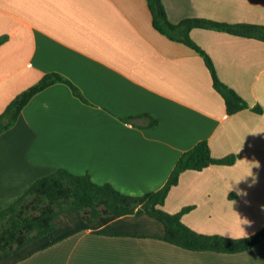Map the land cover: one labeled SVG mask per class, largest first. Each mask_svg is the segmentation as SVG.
Here are the masks:
<instances>
[{
	"label": "crops",
	"instance_id": "crops-1",
	"mask_svg": "<svg viewBox=\"0 0 264 264\" xmlns=\"http://www.w3.org/2000/svg\"><path fill=\"white\" fill-rule=\"evenodd\" d=\"M171 22L203 18L264 26V0H163ZM191 38L220 79L250 108L229 114L205 58L161 34L147 0H0V115L45 75L0 135V212L39 179L67 169L143 196L165 186L181 156L207 140L215 158L181 175L165 205L207 235L246 238L264 228V42L196 28ZM261 106L263 113L254 110ZM149 114L134 121L125 118ZM146 213L60 215L53 233L0 257V264H264V241L237 253L189 251L166 242Z\"/></svg>",
	"mask_w": 264,
	"mask_h": 264
},
{
	"label": "trees",
	"instance_id": "trees-1",
	"mask_svg": "<svg viewBox=\"0 0 264 264\" xmlns=\"http://www.w3.org/2000/svg\"><path fill=\"white\" fill-rule=\"evenodd\" d=\"M153 17V25L171 40L187 44L202 55L211 71L215 89L224 97L229 114L250 108L248 102L219 77L207 52L191 38L196 28L213 29L228 34L264 42V26L254 24H228L203 18H188L175 24L168 17L163 0H147ZM4 39H0V44ZM71 86L77 96L86 100L79 88L57 73L47 74L36 85L20 94L0 115V135L9 130L20 118L31 99L57 83ZM254 110L263 113L261 106ZM152 118L150 126L159 121L149 115L125 118L134 121ZM239 156L215 158L207 140L186 151L177 162L163 188L143 196H133L119 191L110 183L98 184L90 173L76 174L67 169L37 180L15 203L0 212V257L17 252L55 230V220L65 213L82 211L89 222L105 215L123 217L146 213L161 220L166 226V242L196 252L237 254L248 251L264 241V228L246 238H229L222 235H207L187 226L182 217L192 207L177 214L166 211L165 205L171 190L176 187L181 175L187 171H202L213 165H234Z\"/></svg>",
	"mask_w": 264,
	"mask_h": 264
}]
</instances>
